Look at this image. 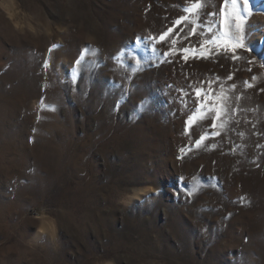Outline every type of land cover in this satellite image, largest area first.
<instances>
[{
	"label": "rangeland",
	"instance_id": "374dc122",
	"mask_svg": "<svg viewBox=\"0 0 264 264\" xmlns=\"http://www.w3.org/2000/svg\"><path fill=\"white\" fill-rule=\"evenodd\" d=\"M192 2L0 0V264H264V0Z\"/></svg>",
	"mask_w": 264,
	"mask_h": 264
},
{
	"label": "snow or ice",
	"instance_id": "6c2138e0",
	"mask_svg": "<svg viewBox=\"0 0 264 264\" xmlns=\"http://www.w3.org/2000/svg\"><path fill=\"white\" fill-rule=\"evenodd\" d=\"M225 2V7H227L229 4L231 5V11H222V16H223V27L224 30L220 31L218 34L214 31L213 25L210 23L207 27V31L209 33H212L211 38L205 40L201 45H200V52L199 56L203 58H207L208 55H211L212 51H214L216 48H221V49H227L231 48L233 51L238 48L242 47V44L239 42L233 43V41H238L237 33L242 32L243 26H244V19L243 17L245 15L250 14V12L247 10V8L244 9V11H241L240 8V0H224ZM203 8V4L199 2V0H193L191 5L189 7H186L184 11L188 13L189 15L198 13L201 9ZM206 15H211L207 14ZM188 19L187 16H182L178 20L175 21V25L181 24L183 21H186ZM234 23L235 25V31H230L232 24ZM173 31L172 28H169L167 32H164L159 39L161 41H164L166 37L169 36V34ZM196 34V29L193 28L192 32L189 33V35H194ZM176 41H173V44H175ZM185 53H187L189 50L188 49H183ZM193 55H196V52L193 50ZM184 59H188V55L186 54L184 56ZM233 59H236L235 56H233ZM77 63L79 64L80 61L78 60ZM231 77H229L230 79ZM211 85V82H209ZM196 97L199 99L202 95H204L205 99L200 102L197 112H200V110L204 107H208L210 101L208 100L207 93H203L201 89H196ZM228 97L225 95H221L218 100H213L211 101L212 107L208 108V112L204 115L201 116L200 119L207 118L208 115L211 114L212 111H215L216 113V119L219 120L222 118L224 114V108L226 107ZM195 115V114H194ZM193 118H190L192 120ZM214 128L216 127L215 120L212 125ZM224 125L221 124V127ZM203 139H205L204 136L200 137V140L197 141V144H199Z\"/></svg>",
	"mask_w": 264,
	"mask_h": 264
}]
</instances>
